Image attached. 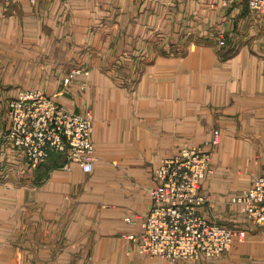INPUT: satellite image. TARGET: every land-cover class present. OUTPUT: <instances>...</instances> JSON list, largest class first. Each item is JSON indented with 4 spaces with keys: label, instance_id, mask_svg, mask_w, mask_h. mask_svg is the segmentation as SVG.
I'll list each match as a JSON object with an SVG mask.
<instances>
[{
    "label": "crops",
    "instance_id": "0c3cea01",
    "mask_svg": "<svg viewBox=\"0 0 264 264\" xmlns=\"http://www.w3.org/2000/svg\"><path fill=\"white\" fill-rule=\"evenodd\" d=\"M26 89L91 110V173L30 169L2 143L7 102ZM183 146L212 151L202 215L245 236L178 264H264V227L231 202L264 171V14L221 0H0V264H171L122 236L142 231L153 172Z\"/></svg>",
    "mask_w": 264,
    "mask_h": 264
},
{
    "label": "built area",
    "instance_id": "2783aa9c",
    "mask_svg": "<svg viewBox=\"0 0 264 264\" xmlns=\"http://www.w3.org/2000/svg\"><path fill=\"white\" fill-rule=\"evenodd\" d=\"M238 3H244L253 14H264V0H221L227 7ZM80 72L79 67L68 70L62 78L63 88ZM7 115V128L1 141L20 152L28 168L36 170L52 155L64 154L66 162L62 169L75 163L85 173L93 171L91 110L69 111L53 97L26 89L8 100ZM218 143L219 131L214 130L206 145ZM211 160L212 151L206 146H183L160 161L153 172L156 184L142 231L138 235L122 236L135 243L140 255L160 257L171 264L201 256L215 258L228 252L235 240L244 238L245 231L210 221L200 211L208 201L201 187L213 173ZM231 202L254 225L264 227V171L247 188L232 196Z\"/></svg>",
    "mask_w": 264,
    "mask_h": 264
},
{
    "label": "rangeland",
    "instance_id": "374dc122",
    "mask_svg": "<svg viewBox=\"0 0 264 264\" xmlns=\"http://www.w3.org/2000/svg\"><path fill=\"white\" fill-rule=\"evenodd\" d=\"M173 29H175L174 26L172 27V30H171L172 32H174ZM175 30H176V29H175ZM163 38H164V37H163ZM177 39H178V37H176L175 35H174V36H171V35H170V36L168 37L167 45L171 44L172 41L175 42ZM179 40H181V39H179ZM190 40H191V37L188 36V37H187V41H190ZM140 55L143 57V53H137V56H140ZM135 56H136V54H135ZM134 58H136V57L133 56V59H134ZM73 68H77V67H73ZM157 258H158V257H157ZM159 258H160V257H159Z\"/></svg>",
    "mask_w": 264,
    "mask_h": 264
},
{
    "label": "trees",
    "instance_id": "16d2710c",
    "mask_svg": "<svg viewBox=\"0 0 264 264\" xmlns=\"http://www.w3.org/2000/svg\"><path fill=\"white\" fill-rule=\"evenodd\" d=\"M50 159L60 161L59 166H62L66 162V157L64 154H54Z\"/></svg>",
    "mask_w": 264,
    "mask_h": 264
}]
</instances>
